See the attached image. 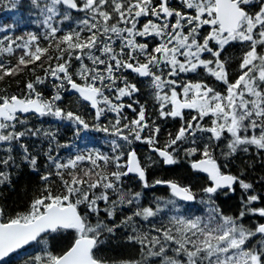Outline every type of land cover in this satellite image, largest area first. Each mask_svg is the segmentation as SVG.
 I'll use <instances>...</instances> for the list:
<instances>
[{
  "label": "snow or ice",
  "instance_id": "6c2138e0",
  "mask_svg": "<svg viewBox=\"0 0 264 264\" xmlns=\"http://www.w3.org/2000/svg\"><path fill=\"white\" fill-rule=\"evenodd\" d=\"M29 6L0 28V189L36 178L0 193V264H264V0Z\"/></svg>",
  "mask_w": 264,
  "mask_h": 264
},
{
  "label": "trees",
  "instance_id": "16d2710c",
  "mask_svg": "<svg viewBox=\"0 0 264 264\" xmlns=\"http://www.w3.org/2000/svg\"><path fill=\"white\" fill-rule=\"evenodd\" d=\"M40 17L38 15L37 10L31 9L29 6V0H26L24 3L21 4L19 9H11V8H4L0 6V28L4 25H12L15 24L16 27L13 29L14 33L19 35L25 31H37V24L34 21L39 20ZM5 33H0L3 35ZM67 103V97L65 99ZM32 123L35 125H40L44 128H49L54 126V121L50 118H41L39 120L33 119ZM61 139H71V132L70 130L64 129L61 133ZM77 144H81L79 141H76ZM81 146V145H80ZM182 173V172H181ZM250 174H255V172H250ZM188 175L187 170H183L182 177H186ZM36 178L33 176H29L27 174V170H23L18 176L14 175V188L9 186L8 188L0 189V193H2V197L4 198L2 202H6L9 207H18L22 206L25 200V194L23 192V188L25 185L29 184L30 182L34 181ZM226 202H231L226 200ZM235 203L230 204L229 207L234 206ZM107 254L111 255V252Z\"/></svg>",
  "mask_w": 264,
  "mask_h": 264
},
{
  "label": "flooded vegetation",
  "instance_id": "af4514ba",
  "mask_svg": "<svg viewBox=\"0 0 264 264\" xmlns=\"http://www.w3.org/2000/svg\"><path fill=\"white\" fill-rule=\"evenodd\" d=\"M140 152H144V149L141 148L139 149ZM183 173V170L181 169V164L180 165H176V166H165V168L159 172L156 173V178H183L182 177V173ZM255 173H257V175L260 174V168L259 166L257 165L255 171ZM250 176H257L255 174H250ZM150 180H151V177H150ZM193 182L195 183V179L193 180ZM165 189L164 187H157L155 186V189L153 192H149L147 193V195H164L165 194ZM257 190H259V186H257ZM222 198H224L222 196ZM239 199V191H237V193L235 194V196L233 197V199H231V201H238ZM225 206H227L225 204ZM229 207V206H228Z\"/></svg>",
  "mask_w": 264,
  "mask_h": 264
}]
</instances>
